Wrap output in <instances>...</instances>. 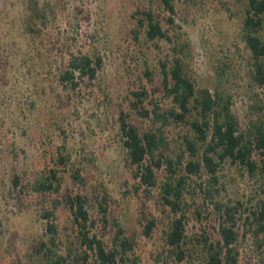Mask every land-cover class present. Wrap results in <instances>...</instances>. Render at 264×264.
I'll return each instance as SVG.
<instances>
[{
    "label": "rangeland",
    "instance_id": "374dc122",
    "mask_svg": "<svg viewBox=\"0 0 264 264\" xmlns=\"http://www.w3.org/2000/svg\"><path fill=\"white\" fill-rule=\"evenodd\" d=\"M33 2L47 12V22L32 23ZM247 2L175 0V23L170 25L171 14L160 0H0V264H46L36 253L42 242L65 256L68 251L81 252L79 228L66 202L77 194L89 198L88 210L95 222L91 235L97 233L107 246H112L116 221L135 238L132 254L139 264H186L169 257L165 232L173 215L162 205L160 190H136L139 185L127 167L119 115L131 113V122L141 132L153 129L152 116L144 118L132 111L131 91H148V110L156 103L172 108V99L157 92L156 86L163 78L161 63L181 57L199 90L232 97L231 109L242 131L264 122V91L251 79V53L243 38ZM148 9L173 41L148 40L146 27H140L135 16ZM78 52L102 57L100 86L84 84L73 91L60 82L70 54ZM224 63L220 81L217 70ZM261 151L253 155L259 164L256 173L228 162L218 173L212 195L203 192L211 185L205 171L189 181L184 195L190 235L201 232L198 212L203 226L215 233V205L238 208L239 264H264V246L257 247L246 220L253 219L252 212L259 211L264 201ZM53 170L61 178L57 190L34 191L37 180L51 177ZM77 173L82 181L74 178ZM15 175L21 179L17 189ZM143 194L148 211L159 223L151 238L137 223ZM105 195L109 202L106 231L98 207ZM56 199L60 205L53 208ZM47 210L55 212L56 246L42 216Z\"/></svg>",
    "mask_w": 264,
    "mask_h": 264
},
{
    "label": "trees",
    "instance_id": "16d2710c",
    "mask_svg": "<svg viewBox=\"0 0 264 264\" xmlns=\"http://www.w3.org/2000/svg\"><path fill=\"white\" fill-rule=\"evenodd\" d=\"M175 0H160L164 9L171 14L167 19L174 25L176 15ZM31 4V20L45 23L47 12L40 8L37 2ZM140 27H146L148 40L173 41L161 21L151 10H139ZM37 21V22H36ZM34 27H31L33 30ZM137 32L135 36L137 37ZM243 38L251 53L250 75L253 83L264 91V0H248L243 23ZM178 53V51H176ZM161 82L156 86L157 92L171 98L174 106L165 108L156 103L148 110L145 102L148 91L145 88L132 90L134 99L130 100L132 111L144 118L152 116L153 129L141 132L131 122V113L121 111L119 127L124 148L127 151V167L132 178L143 188V193L159 189L162 205L170 209L173 215L169 229L165 232V244L169 257L186 264H239L240 230L238 208L230 204L218 202L215 205L218 227L212 233L204 225V218L198 212L197 221L201 223V232L189 234L188 217L184 208V195L187 185L194 176H200L203 171L209 175V188H204L206 195H212V190L219 183L218 173L223 165L230 162L246 167L250 173H256L259 164L253 158L255 151L264 154V122L252 125L248 131L240 129L238 118L231 109L232 97L216 90L198 89L196 83L185 72L183 59L174 57L169 63L162 62ZM226 64L217 70L218 78H223ZM103 69V59L88 54L71 53L67 68L60 74L62 85L73 91L85 87L100 86L98 77ZM153 82L152 73H145ZM177 133L176 136L173 133ZM171 135H173L171 137ZM264 170V160L262 161ZM162 175H161V174ZM163 176V177H161ZM74 178L82 181L79 173ZM61 178L55 170L46 180H37L33 190L42 194L54 192L60 185ZM14 187H21L18 175L13 178ZM201 188L203 185L200 186ZM24 193V190H21ZM140 197V211L137 223L142 227L146 238H151L158 228V218L147 209V203ZM97 199V198H96ZM72 212L74 223L79 228L82 251H68L67 255L59 254L42 242L36 253L46 264H139L138 257L132 252L136 247L135 238L126 235V231L114 222L116 232L112 246L105 244L99 235L92 234L91 221L86 195L77 194L66 200ZM259 211H253V219L246 218L252 227L258 248L264 246V201ZM60 205L59 200L53 201V208ZM108 199L105 195L98 201L103 229L109 225ZM47 221V231L51 235V243L56 246L55 237L58 227L55 223L54 210L42 214ZM94 222V223H93ZM262 236V238H260ZM80 250V249H79ZM197 257V258H196Z\"/></svg>",
    "mask_w": 264,
    "mask_h": 264
}]
</instances>
